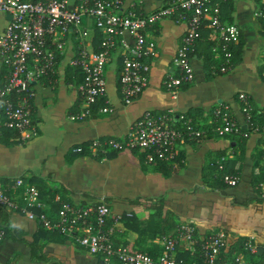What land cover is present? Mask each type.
Listing matches in <instances>:
<instances>
[{
	"label": "crops",
	"instance_id": "1",
	"mask_svg": "<svg viewBox=\"0 0 264 264\" xmlns=\"http://www.w3.org/2000/svg\"><path fill=\"white\" fill-rule=\"evenodd\" d=\"M163 0H122L121 10L147 13ZM219 8L221 20L238 30L233 45L234 65L226 73L211 74L204 54L210 48L208 31L194 43L190 55L193 78L170 98L162 82L173 70V58L185 24L169 16L157 21L149 30L157 48L148 61L145 87L128 104L122 101L118 84L121 63L119 49L112 51L104 67V93L90 106L89 115L76 118L82 108L76 86L79 74L67 67L65 58L56 61L53 80L43 78L33 83L32 123L36 135L20 139L15 131L0 128V180L21 177L34 185L46 201L60 194L73 202L89 204L103 197L113 215V241L131 250L155 252L157 238L170 234L179 224L195 227V241L179 240L175 255L199 261L195 243L208 232L222 230L226 245L219 257L238 256L245 262L261 261V251H244L240 244L253 237L257 247L264 241V201H258L255 185L264 178L260 163L264 157L263 134L246 132L240 140L208 136L181 145L172 162L163 166L144 165L140 153L122 148L114 150L106 140L124 138L129 124L143 112L170 109L207 125L211 110L226 106L241 127L242 114L236 98L247 96L250 108L264 109V17H255L256 0H230ZM73 0H68L71 7ZM7 19L0 13V31ZM88 27V44L94 49L98 33ZM128 40V34L125 33ZM76 40L68 36L66 54L73 52ZM106 102L108 110L100 108ZM225 159V172L237 176L233 186L213 181V165ZM215 185V186H213ZM161 198L159 209L147 207L142 199ZM38 212V210H34ZM0 226L4 236L0 243V264H116L91 255L73 240L47 231L25 215L0 209Z\"/></svg>",
	"mask_w": 264,
	"mask_h": 264
},
{
	"label": "built area",
	"instance_id": "2",
	"mask_svg": "<svg viewBox=\"0 0 264 264\" xmlns=\"http://www.w3.org/2000/svg\"><path fill=\"white\" fill-rule=\"evenodd\" d=\"M226 1L163 0L153 11L141 13L122 11V0H73L71 7L68 0H0V13L10 15L0 31V65L4 67L0 81V127L15 131L21 140L36 135L31 115L33 83L43 78L53 80L57 72L56 61L64 56L66 66L76 69L80 75L76 88L82 108L73 118L89 115L90 106L103 95L105 63L116 49L121 56L117 80L122 101L128 104L147 84L148 61L157 54L156 44L148 30L157 21L169 16L185 24L173 58V70L162 82L170 98H175L182 87L192 81L190 55L194 43L202 38L203 29L208 31L211 41L208 58L210 73L228 72L234 65L231 48L238 39V30L235 25L220 18V4ZM256 1L258 5L253 14L264 17V0ZM83 17L89 20L90 27L99 35L95 50L88 44L89 30L82 22ZM125 33L128 40L124 37ZM69 35L74 37L76 44L68 56ZM236 98L242 122L248 127L246 132L264 134V122L253 120L247 96L238 93ZM105 104L100 108L101 112L108 110ZM257 112L264 115V109ZM173 114L170 109L145 111L129 124L123 139H110L104 143L114 150L126 148L140 153L144 165H157L172 162L181 145L205 138L208 131L209 136L229 137L238 133L241 127L223 105L211 110L207 125H199L186 115L175 119ZM224 161V157L217 159L218 170ZM260 168L264 175V157ZM222 181L233 186L237 176L223 174ZM255 189L264 201V178L256 183ZM0 207L36 220L41 228L73 240L87 253L100 256L104 262L251 264L238 256L219 257L226 245V234L222 230L208 232L201 237L200 262L177 258L174 247L179 240L195 241L196 232L192 224H179L170 234L160 235L156 242L158 250L152 253L115 244L113 225L121 220V215H113L103 197L94 203L82 204L54 194L46 201L34 185L21 177L0 180ZM3 236L0 226V243ZM242 249L256 253L253 237L243 241ZM261 249V261L256 264H264V241Z\"/></svg>",
	"mask_w": 264,
	"mask_h": 264
},
{
	"label": "trees",
	"instance_id": "3",
	"mask_svg": "<svg viewBox=\"0 0 264 264\" xmlns=\"http://www.w3.org/2000/svg\"><path fill=\"white\" fill-rule=\"evenodd\" d=\"M229 1L230 0H227L226 1V3H224V4H226V6L229 4ZM211 42V41H210ZM211 45V44H210ZM97 48V46H95V48H94V50ZM232 48H233V46H232ZM232 48H231V50H232ZM209 55H210V49H208L206 52H205V54H204V58H205V63H207V65L209 64V61H208V58H209ZM232 58H233V52H232ZM4 67H3V65H0V81H1V79H2V75H3V73H4V69H3ZM76 70V69H75ZM76 72H77V70H76ZM78 73V72H77ZM79 74V73H78ZM79 81H80V75H79ZM252 117H253V120L254 121H256L257 123H262V122H264V115L263 114H261V113H258V112H254V111H252ZM2 130H5V131H13V130H11V129H7V128H4V127H0ZM247 129H248V127L247 126H245L244 125V127H240V130H239V132L238 133H236V134H232L231 136H229L228 138H231L232 140H235V139H237V140H242L245 136H244V134H245V132L247 131ZM210 135V131H208V133H207V135H206V137H208ZM263 136V138H264V134L262 135ZM158 164H160L161 166H163V164L164 163H158ZM213 169L216 171V174L214 175L215 177H213V181H222V175L223 174H227V172H225V161H224V164H223V166H222V168L221 169H217V165L216 164H214L213 165ZM223 182V181H222ZM213 186H215V185H213ZM256 190V189H255ZM256 193V196H257V200L258 201H262L259 197H258V195H257V192H255ZM142 201V203L144 204V205H146L147 207H152V208H154V209H159V208H161L162 206H163V200L161 199V198H152V199H150V198H148V199H142L141 200ZM0 209H2V210H5L3 207H0ZM199 244H200V239H199V241H197L196 243H195V247H196V253L198 254V257H199V254H200V247H199ZM240 248H242V243L240 244ZM177 258H179V257H177ZM180 259H183V260H185V261H187V262H189L190 260H188V259H184V258H180ZM196 262H200V257H199V261H196Z\"/></svg>",
	"mask_w": 264,
	"mask_h": 264
},
{
	"label": "water",
	"instance_id": "4",
	"mask_svg": "<svg viewBox=\"0 0 264 264\" xmlns=\"http://www.w3.org/2000/svg\"><path fill=\"white\" fill-rule=\"evenodd\" d=\"M5 18H6L7 20H9V19H10V15H9V14H5ZM257 249H258L259 251L262 250L261 247H257Z\"/></svg>",
	"mask_w": 264,
	"mask_h": 264
},
{
	"label": "rangeland",
	"instance_id": "5",
	"mask_svg": "<svg viewBox=\"0 0 264 264\" xmlns=\"http://www.w3.org/2000/svg\"><path fill=\"white\" fill-rule=\"evenodd\" d=\"M54 195V194H53Z\"/></svg>",
	"mask_w": 264,
	"mask_h": 264
}]
</instances>
